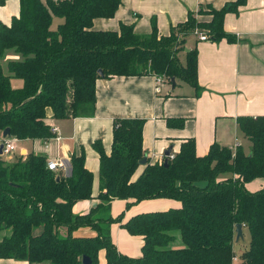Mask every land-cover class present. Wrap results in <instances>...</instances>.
<instances>
[{
    "label": "trees",
    "instance_id": "16d2710c",
    "mask_svg": "<svg viewBox=\"0 0 264 264\" xmlns=\"http://www.w3.org/2000/svg\"><path fill=\"white\" fill-rule=\"evenodd\" d=\"M244 1L200 7L171 26L169 35L159 34L154 22L151 32L141 35L124 23L118 31L92 28L95 18L113 17L121 0H20L19 16L0 23V133L8 129L17 141L51 138L47 109L54 119L92 117L98 79L174 78L198 91L197 50L189 49L182 65L177 53L183 47L177 46L196 28L210 40L233 41L223 18ZM201 13L211 19L199 21ZM178 32L185 35L180 42ZM15 79L21 86H12ZM174 122L181 126L182 120L168 123ZM143 124L116 119L109 155L100 142L93 143L99 155V203L84 215L72 212L77 202L92 199L93 175L83 152L69 158L63 173L50 171L46 159L34 154L12 163L0 158V259L83 264L86 257L98 264L104 250L106 264H264V186L256 192L246 188L264 179V116L237 119L250 143L247 153L213 144L198 157L194 141L187 140L172 160L164 158L166 166L146 159L132 180L145 157ZM155 199L177 201L180 207L137 214L123 224V214L113 218L110 212L115 200L127 201L129 209ZM116 223L142 237L140 256L117 251L110 235ZM238 224L247 230L249 243L233 263Z\"/></svg>",
    "mask_w": 264,
    "mask_h": 264
},
{
    "label": "crops",
    "instance_id": "0c3cea01",
    "mask_svg": "<svg viewBox=\"0 0 264 264\" xmlns=\"http://www.w3.org/2000/svg\"><path fill=\"white\" fill-rule=\"evenodd\" d=\"M232 1L235 0H121L113 17L95 18L92 28L118 31L120 23H124L132 25L135 33L144 35L151 32L154 22L159 34L169 35L171 26L184 22L189 12L196 13L200 7L220 9ZM20 11V0H5L0 3V23L9 24ZM196 18L209 21L211 15L201 13L196 14ZM58 21L54 19V23ZM223 28L234 36L233 41L226 38L200 40L197 35L192 38L186 35L177 46L183 47L177 53L182 65L185 53L191 48L197 50L198 91L177 80L172 89L171 81L167 82L164 77H159L163 83L158 85V91L155 76L98 79L92 117L54 119L51 109H47L45 122L55 128L56 133L49 139L18 141L11 156L0 158L12 163L34 154L46 161L67 163L72 155L79 156L83 152L85 168L93 175L92 199L77 202L72 212L84 215L99 203V155L93 143L100 142L104 152L110 154L116 119L144 121L142 149L150 163H163L166 150L177 154L187 140L194 141L198 157L205 156L213 144L232 151L242 148L247 153L250 143L240 132L237 119L264 116V0H245L237 12H226ZM170 120H182L181 126H176L178 122L169 125ZM142 171L140 165L132 180ZM263 186L264 179H256L246 188L256 192ZM126 203L115 200L110 205L113 218L123 214L121 224L137 214L180 207L179 202L169 199L143 201L129 209ZM119 212L122 213L117 214ZM110 235L120 254L140 256L142 237L129 235L118 223L110 226ZM241 253L239 250L235 255L239 257ZM0 264L31 263L0 259ZM98 264H106L104 250L98 253Z\"/></svg>",
    "mask_w": 264,
    "mask_h": 264
},
{
    "label": "built area",
    "instance_id": "2783aa9c",
    "mask_svg": "<svg viewBox=\"0 0 264 264\" xmlns=\"http://www.w3.org/2000/svg\"><path fill=\"white\" fill-rule=\"evenodd\" d=\"M53 1H58V0H53ZM194 34L197 35V37L200 39V40H208V37L206 35V33L204 31H201L200 29L196 28L195 31H194ZM163 81L161 78H156V88L155 90L158 91V85L162 84ZM50 132L52 134H55L56 133V129L55 128H50ZM18 141L13 138V137H9V138H6V139H2L1 138V133H0V144H3V149H2V155L3 156H11L15 150H16V143ZM169 160H172L174 158V154H170L168 157H167ZM47 168L50 170V171H53L55 173L59 172V171H66L67 169V163L65 162H62V161H47ZM232 261L233 263H237L238 261V256L233 255L232 257Z\"/></svg>",
    "mask_w": 264,
    "mask_h": 264
},
{
    "label": "rangeland",
    "instance_id": "374dc122",
    "mask_svg": "<svg viewBox=\"0 0 264 264\" xmlns=\"http://www.w3.org/2000/svg\"><path fill=\"white\" fill-rule=\"evenodd\" d=\"M54 24H56V23H54ZM177 36H178L177 40H178V42H180L185 35H183L182 33L178 32ZM191 36L195 37V34L192 33V34L187 35V37H191ZM181 44L182 43H180L179 45H181ZM178 49H180V48H178ZM21 84H22V82L20 80H17V79L13 80V82H12V86L13 87H19V86H21ZM247 144H248V141H247ZM249 146H250V144H249ZM6 157L7 156H4L3 158H6ZM121 213L122 212H119L117 214H121ZM248 243H249V234H248L247 230L244 228V229H242V238H240L239 240H236V238H235V240H234L235 253L237 254V251H239V250H241L243 252L244 249L247 248Z\"/></svg>",
    "mask_w": 264,
    "mask_h": 264
},
{
    "label": "water",
    "instance_id": "95a60500",
    "mask_svg": "<svg viewBox=\"0 0 264 264\" xmlns=\"http://www.w3.org/2000/svg\"><path fill=\"white\" fill-rule=\"evenodd\" d=\"M101 73V72H100ZM99 73V74H100ZM171 86H172V89L173 87L175 86V79L174 78H171ZM11 137L10 135V132L8 129H5L2 133H1V138L2 139H6V138H9ZM2 149H3V144H0V156H2ZM170 149L166 150L164 152V157L167 158L169 155H170ZM146 162V157L143 158V160L140 162V165H144ZM163 165L166 166L167 165V159H164L163 161ZM235 238L236 240H239L240 238H242V226L240 224L236 225L235 227ZM83 264H90V261L88 258H83Z\"/></svg>",
    "mask_w": 264,
    "mask_h": 264
}]
</instances>
